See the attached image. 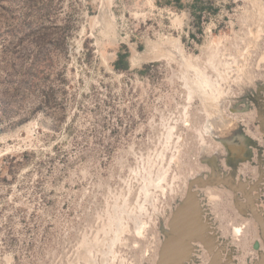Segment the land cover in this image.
Instances as JSON below:
<instances>
[{
	"label": "rangeland",
	"instance_id": "1",
	"mask_svg": "<svg viewBox=\"0 0 264 264\" xmlns=\"http://www.w3.org/2000/svg\"><path fill=\"white\" fill-rule=\"evenodd\" d=\"M5 90L0 264L260 260L264 0H0Z\"/></svg>",
	"mask_w": 264,
	"mask_h": 264
},
{
	"label": "bare ground",
	"instance_id": "2",
	"mask_svg": "<svg viewBox=\"0 0 264 264\" xmlns=\"http://www.w3.org/2000/svg\"><path fill=\"white\" fill-rule=\"evenodd\" d=\"M187 82H189V81H187ZM190 86H191V93H193V92L198 93L202 97V99L204 100V102H206L207 104H210V102H212V101L215 102V100L217 99V98L216 99H211L210 96L208 95V92L206 91L205 87L207 88V90L210 92L211 95H214V97L216 96L215 93H214V91H213L212 86H210V83L208 81H206V80L203 81V82H201L199 80H196V76H195L194 79H191ZM209 129L211 130L210 126H209ZM183 210L184 211H187L188 209L187 210L183 209ZM184 211L182 213L181 219H179L180 220L179 223H181L179 225V227H181L183 229H186L185 227L189 223V216H188L189 214H187ZM188 212H189V210H188ZM176 229L178 230V233H180V239L181 240H179V241L176 240V242L172 246V249L170 251H174V252H175V250L176 251L179 250L180 249V246L183 245V243H182V241H183L182 239L183 238H181V237H184L183 232H181L178 227H176ZM168 259H169V255L166 257L165 262H163L162 264H167ZM261 264H264V262L261 263Z\"/></svg>",
	"mask_w": 264,
	"mask_h": 264
},
{
	"label": "flooded vegetation",
	"instance_id": "3",
	"mask_svg": "<svg viewBox=\"0 0 264 264\" xmlns=\"http://www.w3.org/2000/svg\"><path fill=\"white\" fill-rule=\"evenodd\" d=\"M189 211L191 212V209ZM192 212L194 213V214H192L194 216V222L192 223V227L194 229L192 230L193 232L190 235L193 234V237H194L195 236L194 234H198L199 233L198 231L201 230L200 228H202L203 226L201 225V223L198 222V219L196 218L197 217L196 216V212L193 209H192ZM182 213L183 212H180V214L177 213L176 216H178V217L175 216V220L170 223L172 225L169 228L171 234L169 236L170 238L168 239V241L170 243H171V241H173V242L175 241L176 242V240H178V241L181 240L180 239V233H178V230L175 227H176V225L178 226L179 224H181V223H179V221H180L179 219H181ZM181 238H183V237H181ZM168 241L165 243V247H166V244L168 243ZM202 241L205 242L206 238H204V239L202 238ZM183 244H184V247L186 248L184 241H183ZM180 249H184V248L182 246H180ZM164 253L165 254H164V261L163 262H165L166 257L170 254V250H166V251L164 250ZM183 256H184V253L182 254V256H180L178 258V260L176 262H179L182 259ZM176 262L174 264H176Z\"/></svg>",
	"mask_w": 264,
	"mask_h": 264
},
{
	"label": "trees",
	"instance_id": "4",
	"mask_svg": "<svg viewBox=\"0 0 264 264\" xmlns=\"http://www.w3.org/2000/svg\"><path fill=\"white\" fill-rule=\"evenodd\" d=\"M119 56H120V58L123 56V54H119ZM119 60H121V59H119ZM25 87L24 86H22L21 84L20 85H18V86H16L15 88H14V93L13 94H18V93H20V92H22V91H25ZM8 90H5L4 92H2L1 94H0V98L2 99L0 102L2 103V110L3 111H5V108L7 107L6 106V100H7V98L5 97V94H6V92H7Z\"/></svg>",
	"mask_w": 264,
	"mask_h": 264
},
{
	"label": "water",
	"instance_id": "5",
	"mask_svg": "<svg viewBox=\"0 0 264 264\" xmlns=\"http://www.w3.org/2000/svg\"><path fill=\"white\" fill-rule=\"evenodd\" d=\"M196 180L201 181V182H204L205 181L202 177H198ZM261 222L263 223V226H264V221L261 220ZM263 231H264V228H263ZM197 235L199 236L200 239H202V238L204 239L203 235H200V233H198ZM263 262H264V253H262V256H261L260 260L256 264H261Z\"/></svg>",
	"mask_w": 264,
	"mask_h": 264
}]
</instances>
